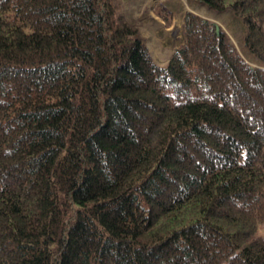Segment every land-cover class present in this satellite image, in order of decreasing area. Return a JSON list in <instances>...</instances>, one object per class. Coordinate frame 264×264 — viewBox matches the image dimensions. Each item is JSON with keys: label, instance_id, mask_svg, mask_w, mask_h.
Returning <instances> with one entry per match:
<instances>
[{"label": "trees", "instance_id": "16d2710c", "mask_svg": "<svg viewBox=\"0 0 264 264\" xmlns=\"http://www.w3.org/2000/svg\"><path fill=\"white\" fill-rule=\"evenodd\" d=\"M191 1L243 51L185 10L161 64L121 0H0V264H264V0Z\"/></svg>", "mask_w": 264, "mask_h": 264}, {"label": "rangeland", "instance_id": "374dc122", "mask_svg": "<svg viewBox=\"0 0 264 264\" xmlns=\"http://www.w3.org/2000/svg\"><path fill=\"white\" fill-rule=\"evenodd\" d=\"M125 14L129 20H136L140 25V33L144 37L152 58L164 64L173 49L181 40L180 26L185 10L193 11L200 16L212 19L228 33L239 51H243L240 38V27L229 12L214 14L204 6L191 0H121ZM160 5L172 10V22L164 26L161 18L155 13Z\"/></svg>", "mask_w": 264, "mask_h": 264}, {"label": "crops", "instance_id": "0c3cea01", "mask_svg": "<svg viewBox=\"0 0 264 264\" xmlns=\"http://www.w3.org/2000/svg\"><path fill=\"white\" fill-rule=\"evenodd\" d=\"M182 21V20H181Z\"/></svg>", "mask_w": 264, "mask_h": 264}]
</instances>
